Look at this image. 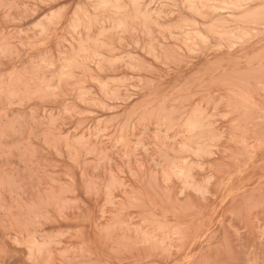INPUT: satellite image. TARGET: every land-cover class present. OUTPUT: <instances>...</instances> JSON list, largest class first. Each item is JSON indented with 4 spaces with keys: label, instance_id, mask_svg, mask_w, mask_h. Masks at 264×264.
<instances>
[{
    "label": "rangeland",
    "instance_id": "obj_1",
    "mask_svg": "<svg viewBox=\"0 0 264 264\" xmlns=\"http://www.w3.org/2000/svg\"><path fill=\"white\" fill-rule=\"evenodd\" d=\"M0 264H264V0H0Z\"/></svg>",
    "mask_w": 264,
    "mask_h": 264
},
{
    "label": "bare ground",
    "instance_id": "obj_2",
    "mask_svg": "<svg viewBox=\"0 0 264 264\" xmlns=\"http://www.w3.org/2000/svg\"><path fill=\"white\" fill-rule=\"evenodd\" d=\"M215 3V2H214ZM218 8V7H217Z\"/></svg>",
    "mask_w": 264,
    "mask_h": 264
}]
</instances>
